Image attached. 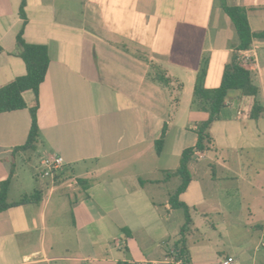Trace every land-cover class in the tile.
<instances>
[{
  "label": "crops",
  "instance_id": "obj_1",
  "mask_svg": "<svg viewBox=\"0 0 264 264\" xmlns=\"http://www.w3.org/2000/svg\"><path fill=\"white\" fill-rule=\"evenodd\" d=\"M22 1L0 0V85L25 73L16 54L20 29L26 43L47 46L33 151L42 181L38 202L0 212V264H183L173 249L184 214L169 198L180 183L172 173L181 152L194 146L195 124L206 117L191 107L193 88L200 70L203 86L217 87L237 45L222 6L243 7L258 33L264 0H24V26ZM240 58L264 108V39L253 37ZM23 98L34 99L29 92ZM247 102L238 91L227 93L209 129L212 150L188 163L191 179L178 200L189 208V264L226 257L264 264V195L241 162L242 149L264 141V113L238 118ZM29 127L27 109L0 113V182L22 158L15 148ZM48 154L65 162L52 185L37 175ZM15 180L14 172L9 203L27 194L11 197ZM244 187L260 190L248 213L258 241L238 235L227 242Z\"/></svg>",
  "mask_w": 264,
  "mask_h": 264
},
{
  "label": "trees",
  "instance_id": "obj_2",
  "mask_svg": "<svg viewBox=\"0 0 264 264\" xmlns=\"http://www.w3.org/2000/svg\"><path fill=\"white\" fill-rule=\"evenodd\" d=\"M24 0L21 2L18 14L26 23L24 14ZM223 12L229 17L233 25L234 33L237 39V45L232 52L231 61L224 66L220 83L215 88H207L202 84L204 70H200L193 88V97L191 107L206 113V117L195 124L196 142L194 146L185 148L180 155L179 165L173 175L179 177L180 183L176 190L170 195L169 204L173 209H181L184 214V223L180 228L179 237L174 244V258L180 260L183 264H189V254L186 245V235L190 229L189 208L178 200V196L186 190L191 179L188 171V163L193 160L196 152H206L212 150L213 138L209 132L211 124L218 119V113L221 107L225 105L226 95L229 91H238L241 99H248L247 107L240 108L237 111L238 118L258 119L263 113L264 108L259 99V88L253 82V73L240 64L241 52L246 51L251 46L253 37L264 39V31L251 32L245 9L240 6H222ZM15 43L17 46L16 54L21 58L25 66V73L17 76L11 81L0 85V113L27 109L30 117V127L25 142L17 146L15 151L35 150V144L39 136L37 126L36 111L38 108V90L39 85L44 80L49 55L46 45L26 43L22 38V29L16 35ZM1 51V48H0ZM157 81L163 83L162 78ZM33 94V101L26 103L23 95L25 93ZM166 128L164 121L161 138L155 141V151L158 153L162 144V136ZM10 170L6 179L0 182V212L12 206H18L33 202H38L40 191L35 189L28 194H23L17 201L7 202V193L9 184L14 173L15 163L10 162Z\"/></svg>",
  "mask_w": 264,
  "mask_h": 264
},
{
  "label": "rangeland",
  "instance_id": "obj_3",
  "mask_svg": "<svg viewBox=\"0 0 264 264\" xmlns=\"http://www.w3.org/2000/svg\"><path fill=\"white\" fill-rule=\"evenodd\" d=\"M233 92V91H232ZM261 100V97H259ZM231 151V150H230ZM24 154L21 159L16 161L14 166V172L16 173V180L13 183V187L11 189V197L16 198L19 193L26 192L27 194L32 192L33 190L39 187V184L42 180L36 179L34 176L36 169L35 164L38 160V154L31 150L23 151ZM242 159L241 162L243 164V173L247 174L248 177L252 176V178L256 177V181L258 184L254 183L256 186L262 187V194L264 195V141L262 144L255 145L253 147H246L241 150ZM249 160L252 161V165L247 164ZM11 164V163H10ZM37 165V164H36ZM38 166V165H37ZM39 168V167H38ZM258 173L257 175L255 173ZM255 175V176H254ZM47 180V179H44ZM49 185H52L49 180H47ZM256 188V187H255ZM260 194V190L252 189V188H243L241 200L242 203L239 207H236L238 213L236 216L238 219L234 224V228L231 231V239L227 238L226 241H233V237H237L241 235L243 237L249 238L253 243L258 241L259 233L256 229L252 228V224L250 223V216L248 215L249 210H254L253 198L256 195ZM237 201H239L236 198ZM240 200V201H241ZM62 219L65 221L68 219L67 214H63ZM261 252L264 253L263 249L260 248Z\"/></svg>",
  "mask_w": 264,
  "mask_h": 264
},
{
  "label": "built area",
  "instance_id": "obj_4",
  "mask_svg": "<svg viewBox=\"0 0 264 264\" xmlns=\"http://www.w3.org/2000/svg\"><path fill=\"white\" fill-rule=\"evenodd\" d=\"M242 58H240L241 60ZM64 159L58 154H48L40 158L37 175L42 179H47L51 184L54 183L57 174L64 167ZM261 246L264 248V226L261 229ZM232 257H226L221 261V264H231Z\"/></svg>",
  "mask_w": 264,
  "mask_h": 264
}]
</instances>
